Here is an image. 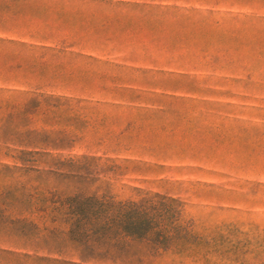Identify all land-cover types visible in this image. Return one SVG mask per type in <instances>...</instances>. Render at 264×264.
I'll list each match as a JSON object with an SVG mask.
<instances>
[{"label": "rangeland", "instance_id": "rangeland-1", "mask_svg": "<svg viewBox=\"0 0 264 264\" xmlns=\"http://www.w3.org/2000/svg\"><path fill=\"white\" fill-rule=\"evenodd\" d=\"M163 3L138 57L66 0L0 55V264H264V0ZM71 49L184 73L75 88Z\"/></svg>", "mask_w": 264, "mask_h": 264}, {"label": "crops", "instance_id": "crops-1", "mask_svg": "<svg viewBox=\"0 0 264 264\" xmlns=\"http://www.w3.org/2000/svg\"><path fill=\"white\" fill-rule=\"evenodd\" d=\"M164 1L94 3V7L98 9L95 14L102 15L106 27V31L99 38L104 42H113L115 47L125 49V54L129 57H138L143 50H146L149 45L152 46L153 43L152 35L145 32L149 20L158 25L160 24L159 17L167 16L169 13V9L164 7L172 5L164 4ZM161 43L163 42H160L156 35L154 38L155 48L160 46ZM63 53L64 55L60 57L59 55L56 56L58 60L56 62L65 64V66L67 64L71 65L69 79L73 83L71 87L75 88L106 89L108 85L109 88L130 89L144 86V76L139 74L142 72L144 74L153 72L155 74L171 75L184 73L181 69L159 65H113L106 61L103 55L98 56L94 52H84L83 49H71L70 52ZM81 58L86 59V62H83ZM83 64H85V67L82 66ZM78 66L81 70L79 74L75 72V68ZM131 72L136 73L131 74ZM75 74H78V76ZM96 81L103 83V85H98Z\"/></svg>", "mask_w": 264, "mask_h": 264}, {"label": "trees", "instance_id": "trees-1", "mask_svg": "<svg viewBox=\"0 0 264 264\" xmlns=\"http://www.w3.org/2000/svg\"><path fill=\"white\" fill-rule=\"evenodd\" d=\"M61 0H0V55H8L10 44L17 45L20 49L26 47H37L36 44L27 43L28 37H39L46 34V31L37 26L38 22L47 19L49 14L47 8L43 7L48 2L55 3ZM81 3H112V2H137V1H162V0H66ZM166 9L174 6H165ZM43 96V95H42ZM50 97V96H47ZM181 231V230H180ZM178 227L166 229L163 234L166 240L167 249L180 237Z\"/></svg>", "mask_w": 264, "mask_h": 264}]
</instances>
